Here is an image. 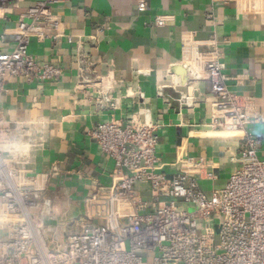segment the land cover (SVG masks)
Instances as JSON below:
<instances>
[{
  "label": "crops",
  "instance_id": "crops-1",
  "mask_svg": "<svg viewBox=\"0 0 264 264\" xmlns=\"http://www.w3.org/2000/svg\"><path fill=\"white\" fill-rule=\"evenodd\" d=\"M36 1L0 3V52L13 48L16 20ZM53 10L62 12L64 35L32 39L29 53L39 63L60 67L59 79L9 77L0 112L6 129L15 134L21 126L33 144L31 169L58 164L61 180L49 194L59 213L68 218L90 213V196L110 184L113 162L88 134L109 119L150 123L158 137L157 169L167 176L181 158L203 157L216 179L200 180L201 188L208 193L226 183L242 133L206 125L213 95L206 80L191 79L186 61L198 69L219 61L227 88L252 97L259 107L261 120L254 127L264 135V0H147L144 11L137 0H66ZM158 15L167 18L155 24ZM190 41L194 49L185 50ZM99 77L112 78L108 102L96 99L93 85L83 87ZM258 154L264 158V139Z\"/></svg>",
  "mask_w": 264,
  "mask_h": 264
},
{
  "label": "built area",
  "instance_id": "built-area-1",
  "mask_svg": "<svg viewBox=\"0 0 264 264\" xmlns=\"http://www.w3.org/2000/svg\"><path fill=\"white\" fill-rule=\"evenodd\" d=\"M65 1L38 0L19 14L13 48L0 52V97L9 77L59 79L61 68L39 63L29 45L64 35L62 12L53 8ZM146 5L137 0L139 11ZM166 18L158 15L154 23ZM195 45L187 42L185 50ZM193 65L185 62L191 79L206 80L213 95L206 125L242 133L226 183L208 193L201 188L200 180L216 179L203 157L181 158L167 176L157 169L158 137L150 123L109 119L88 134L113 162L111 182L90 196V213L68 218L49 194L61 180L58 164L31 169L33 144L27 141L23 155L0 154V264H264V158L258 154L264 135L254 127L259 107L227 88L219 61H207L203 69ZM111 82L99 77L83 87L93 85L96 99L108 102ZM4 123L0 112V136L11 133Z\"/></svg>",
  "mask_w": 264,
  "mask_h": 264
},
{
  "label": "clouds",
  "instance_id": "clouds-1",
  "mask_svg": "<svg viewBox=\"0 0 264 264\" xmlns=\"http://www.w3.org/2000/svg\"><path fill=\"white\" fill-rule=\"evenodd\" d=\"M27 141L24 139L23 130L21 133H5L0 136V154L17 157L24 154Z\"/></svg>",
  "mask_w": 264,
  "mask_h": 264
},
{
  "label": "water",
  "instance_id": "water-1",
  "mask_svg": "<svg viewBox=\"0 0 264 264\" xmlns=\"http://www.w3.org/2000/svg\"><path fill=\"white\" fill-rule=\"evenodd\" d=\"M175 70H176V72L178 73V74H180V73H183L182 72V70H181V67L180 66H177L176 68H175ZM168 92H170L169 90H167ZM171 93V92H170ZM177 97V96H176Z\"/></svg>",
  "mask_w": 264,
  "mask_h": 264
},
{
  "label": "rangeland",
  "instance_id": "rangeland-1",
  "mask_svg": "<svg viewBox=\"0 0 264 264\" xmlns=\"http://www.w3.org/2000/svg\"><path fill=\"white\" fill-rule=\"evenodd\" d=\"M1 239V238H0Z\"/></svg>",
  "mask_w": 264,
  "mask_h": 264
}]
</instances>
